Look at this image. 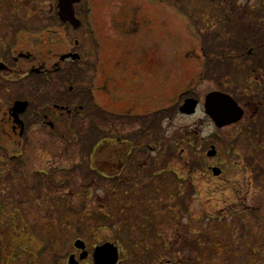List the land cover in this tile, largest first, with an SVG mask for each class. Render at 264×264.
Here are the masks:
<instances>
[{
    "label": "rangeland",
    "instance_id": "obj_1",
    "mask_svg": "<svg viewBox=\"0 0 264 264\" xmlns=\"http://www.w3.org/2000/svg\"><path fill=\"white\" fill-rule=\"evenodd\" d=\"M8 1L0 0V31L12 40L7 48L10 57L2 61L11 60L14 64L13 57L21 54L40 59L50 55L55 61V54L49 48L43 51L39 45L40 31L46 29L47 22L31 24L29 34L17 33L15 26L14 31L6 29L10 13L16 15L9 10ZM16 2L15 6L22 4ZM231 2L235 3L233 0L82 1L77 7L82 14V28L66 32L68 39L60 40L56 51L57 57L69 52L82 57L73 66L75 75L63 78L64 96L71 86L78 88L79 94L85 93L80 102L85 111L70 124L74 133L64 121L62 138L58 140L46 137V133L20 138L19 134L14 135L9 120L12 104L6 103L8 107L0 104V250L7 263L20 241L22 256L17 264H40V261L68 264L73 254L78 259L81 252L76 251L71 237H66L64 244L52 240L47 245L49 249L44 247L49 241L46 225L57 223L83 237L90 257L81 264H93L92 254L97 246L118 245L115 238L126 240L127 233L120 235L118 229L128 212L120 211L131 203L132 219L146 214L145 209L151 211L148 216L156 212L163 218L159 230L166 244L159 243L158 236L149 241V257L153 256L150 264H247L242 257L231 263L223 259L213 261L211 253L218 235L223 247L232 235L239 243L242 236L245 242L250 236L264 238V130L261 128L257 133L248 129L250 113L239 125L218 129L203 107L205 97L217 91L227 92L238 103L248 102L252 97L253 92L246 85H253L256 76L245 73L237 76L234 69L256 67L258 56H247L254 44L236 42L233 26L238 16L250 20L248 16L254 12L253 7L258 9L260 0L240 1L241 6L235 12L228 5ZM213 3L218 4L219 12L212 10ZM28 5L29 20L37 19L42 12L45 16L41 19L49 20L58 0H29ZM243 48L244 59L238 60ZM97 68L100 74L106 68L110 94L107 98L108 95L95 90L91 102L86 96L87 87L94 83L99 86V76L91 75L97 73ZM5 77L0 80L7 86L0 85L1 101L23 99L24 93L29 94L27 90L14 92L21 81L13 83V77ZM35 81L40 83L38 78ZM91 81L95 82L91 85ZM4 92L5 97L1 95ZM188 98L199 100L200 106L194 115L183 116L179 109ZM100 110L109 115L102 125L104 136L113 143L100 145L94 156L89 157L90 139L94 136L89 134L90 139H86L87 135L79 136L78 132H88L91 119L97 120ZM37 129L38 126L33 132ZM118 140L121 142L117 143ZM95 142L93 139L92 145ZM131 143L137 148L129 155ZM212 146L219 155L208 159ZM121 160L127 163L123 170ZM214 166L223 170L221 177L213 176ZM99 171L111 177L101 178ZM161 171L170 176L166 182L154 177ZM114 175L122 177L125 184L116 186ZM10 194L19 199H5ZM63 202H67L66 207ZM16 208L21 216L15 212ZM99 213L111 215L117 223L115 228L100 221ZM78 215L89 218L81 222ZM68 217L71 218L66 220ZM220 222L232 226L227 231L224 227L217 229ZM132 224L136 221H131ZM79 226L85 230L83 236L79 234ZM134 229L130 231V241L137 238L135 234L142 235L139 228ZM126 245H130L129 240ZM42 248L40 254L36 252ZM131 258L129 251L122 253V264H128Z\"/></svg>",
    "mask_w": 264,
    "mask_h": 264
},
{
    "label": "flooded vegetation",
    "instance_id": "obj_2",
    "mask_svg": "<svg viewBox=\"0 0 264 264\" xmlns=\"http://www.w3.org/2000/svg\"><path fill=\"white\" fill-rule=\"evenodd\" d=\"M18 1L22 2V4L15 6L17 5L16 0L8 1L9 10L11 12L15 11L16 15L13 17L12 13H10L9 19L5 21L6 29L8 30V28H12V31H14L13 27L15 26L17 33L28 32L29 34L31 24L41 25L42 23L47 22L45 28H49V30L45 29L44 31H40L42 34V42L39 45H41L43 51L49 48L51 53L55 54V61H53V58L50 59V55H45V57H41L40 59L39 56L21 54L17 57H13L14 64H11V60H7V65L2 60L7 56L10 57V55L7 54V48L10 46L12 40L9 41L10 38H8L6 33L0 31V80H4V76H6L5 78L11 76L14 79L13 83H18V81H21L20 88H17L14 84V87H16V89L13 90L14 92L17 91L18 93H21V91L24 90L29 92V94L24 93L25 98L23 99L17 98L13 100H0V104L6 107H8L6 103L12 104L8 113L10 115L9 120L15 136L19 134L20 138H27V136L33 138V136L39 133H46V137L58 140L62 138L61 127L63 122L67 121L71 132L74 133V129L70 124H73L74 121L81 116V113L85 111L83 104L80 103L81 98H83L82 95L85 93L82 92L79 94V89L77 88L75 90L74 86H71L67 95L64 96L65 91L63 89V78H65L68 74L75 75L74 67L76 64H79L82 61V57L81 60L74 61L73 55L77 53L72 54V52H69L66 55H60L59 57H57L58 55L56 54L57 49L60 47L59 41L61 40L62 42L63 39H68L66 38V32H74V27L67 22H62L58 15V8L55 10L53 7L51 9V14H49V20L41 19L43 16H45L43 12L37 16V19L29 20V0ZM59 1L60 0H58V3ZM233 1H235V3L231 2V4L228 5L231 7V10L235 12V9L241 6L238 2L243 0ZM259 4L260 5L258 6V9L254 7L252 8V11L254 12L248 16L250 20H244L245 16L243 15L238 16V20L234 22L233 26V33L236 35V42L242 43L244 40L249 44H254V47L250 49L247 56L251 58L258 56V59L255 61H258L255 63L256 67L249 69L244 66L238 68L235 67L234 69V73H236L237 76L240 73H245L246 75L250 74L251 76H256V78L253 81V85H246L249 88V91L253 92L252 97L248 102L238 103L243 109L244 116L240 122L233 126L239 125L244 120L246 114L250 113L251 119L248 129L257 133L261 132V128L264 130V0H260ZM78 6L75 7V14L78 19H81L80 16L82 14L80 11H78ZM210 6L214 7L212 9L213 11H220L217 7L218 4L213 3ZM85 14L87 13L85 12ZM132 24L130 25V29H127L128 32H131L133 27ZM135 33H137V31ZM8 41L10 42L9 44ZM75 47H79V43L77 41L75 43ZM244 50L245 49L243 48L241 55H238V60L244 59ZM17 66H21L18 71H16ZM91 75L94 78L99 76L98 79L101 81L98 87L95 85V81H91L90 84H94L93 86L88 87L89 89L86 96L89 97V100L92 102L95 90L98 93L105 94L106 96L110 94V81L106 77L108 75L106 68L101 74L97 68V73L94 72ZM77 76L78 74H76V77ZM35 78L40 79L39 84L37 81L33 82ZM0 85L2 87H7L1 83ZM13 91L6 89V92L8 93H13ZM31 91H33L35 94H31ZM5 94L6 93L4 92L1 95L5 97ZM107 98H109V95ZM18 102L28 103V106L21 115H18L21 123L15 124L14 121L16 119L12 109ZM92 109L95 112L94 108ZM97 111L99 113V110ZM108 118L109 115H106L104 110H100V117L97 120L92 119V121L96 123L95 128L97 130V135H100L101 133L103 136L105 134V126H103L102 123L106 124ZM36 126H38V129L33 132V129ZM5 199H9V201H11L19 198L10 196L6 197ZM16 203L18 202L16 201ZM2 208L4 209V206H2ZM14 210H16V213L21 214L17 208Z\"/></svg>",
    "mask_w": 264,
    "mask_h": 264
},
{
    "label": "trees",
    "instance_id": "obj_3",
    "mask_svg": "<svg viewBox=\"0 0 264 264\" xmlns=\"http://www.w3.org/2000/svg\"><path fill=\"white\" fill-rule=\"evenodd\" d=\"M79 136L82 134V132H78ZM87 135V133L85 134ZM78 136V135H77ZM82 137V136H81ZM100 137L102 138V134L100 135ZM77 138V137H76ZM87 139V138H86ZM110 142L113 143V140L111 139H101L96 142L91 146V153L89 154V157L94 156L95 152L97 151L98 147L102 144H106V142ZM93 140H90V143ZM121 141L118 140L117 143H120ZM137 145H135L134 143H131L129 145V152L128 154H130L132 151L136 150ZM121 162L123 163V166L121 167V170L125 169L127 163L124 162V160H121ZM129 170V168H127ZM118 171V170H116ZM170 173V172H168ZM98 174H100L99 176L101 178H103V175L101 174V172L99 171ZM45 177L47 176L46 174L44 175ZM158 176L160 181L162 182H166L168 179H170V176H168V174L165 173H159L154 175V177ZM114 177L116 178L115 185L116 186H123L125 183H123L122 177H119V175H114ZM176 179V178H175ZM51 182V180H48ZM59 204V203H58ZM67 202H63V207H66ZM54 207V205H53ZM134 206H131V203L126 204V206H124L122 208V210L120 211L121 214H125L126 212H128L127 215L124 216L123 219L120 220L121 222V228L119 227L118 231L119 234L122 235L121 233L126 232L127 234V238L126 240H124V238H115V243H117L118 245H120L123 249V253L125 255V253L127 251L130 252L132 258L130 260V262L128 264H150L152 262V258L153 256L149 257V253L150 250L148 249V245H149V241L155 236H158L159 239V243H161L162 245L166 244V240L162 237L163 235L161 234L160 230H159V225L161 223V219L162 215H160L159 213L153 212L151 215H147L149 213H151L150 210L145 209L144 212L146 214H141L138 216V218H134L132 219L131 214H129V212L132 210ZM72 209V208H71ZM74 214V212H73ZM70 216V215H69ZM68 217L66 220H69ZM89 218V215H84L83 217H79L78 215V219H80L81 222H83L85 219ZM99 219L100 221L108 224L112 229L115 228V225L117 223H115V221H113V218L111 217V215L109 214H105V213H99ZM171 219V215L169 217H167V221L170 222L169 220ZM135 220L136 224H132L131 225V221ZM112 221V222H111ZM80 222V223H81ZM62 225L59 226V224L57 223H53V224H48L45 227V230L48 233V237H49V241L46 242V245H44V247H47L49 249V244L52 240L56 241L55 244H64V239L66 237H71L74 240L77 239H81L83 237H79L76 236V234L74 233V230L68 231L66 230ZM230 225H226L223 224L222 222H220L219 224H216V228L218 229V227H224L227 229L230 228ZM75 227V226H74ZM139 228V232L142 235H138L135 234L137 238H135V240L132 239V241H130V236L132 234V232H130L131 230H135L134 228ZM78 229H80V236H83L85 234V230L82 227H77ZM219 229V230H220ZM121 232V233H120ZM219 234V231L216 233ZM199 235L204 236L203 233H199ZM243 239H245V236H242L240 238V243L237 241L236 238H234V236H229L228 238V243L223 247V245L221 244V236H216L215 241H214V248L211 251L212 256H214L212 258L213 261L215 260H219V259H223V261L225 263H231L233 261L236 260H240V257H242L243 259L247 260V264H264V238L260 235L257 236H250L248 241H243ZM129 240L130 245L125 247V241ZM35 242V240H32ZM20 244L17 246L15 252H14V256L11 258L10 261H8V263L2 258L1 255V250H0V264H17L18 260L21 259V245H22V241L19 242ZM28 245V244H27ZM48 245V246H47ZM238 245H242V247L240 248ZM143 247L144 249L141 250L140 247ZM43 247V248H44ZM128 247V248H127ZM42 249H39V251H42ZM242 252V255H240V253ZM21 254V255H20ZM36 254V253H34ZM40 254V253H39ZM238 254L240 256H238ZM39 256V255H38ZM134 256V258H133ZM151 258V259H149ZM31 264V263H29ZM40 264H42V262L40 261ZM122 264V262H121ZM237 264H244V263H237Z\"/></svg>",
    "mask_w": 264,
    "mask_h": 264
},
{
    "label": "water",
    "instance_id": "obj_4",
    "mask_svg": "<svg viewBox=\"0 0 264 264\" xmlns=\"http://www.w3.org/2000/svg\"><path fill=\"white\" fill-rule=\"evenodd\" d=\"M81 0H61L60 2V17L63 21H69L75 28L80 26V22L75 18L73 12V4L79 3ZM74 56V59H77ZM198 107V101L195 99H188L181 107L180 112L182 114L191 116L196 113ZM26 104H17L15 106V114L24 112ZM206 114L213 120L214 124L219 128H224L238 123L244 116L243 110L239 107L237 102L230 96L220 92H214L209 94L205 100ZM16 122H20L17 120ZM217 156L215 147H212L208 153L209 158ZM214 176L218 177L222 173L220 169H213ZM75 248L81 251L79 261L83 262L88 259L89 253L86 250V244L78 240L75 242ZM94 264H119L120 262V250L112 243H105L96 247L92 255ZM75 255L70 256L69 264H79Z\"/></svg>",
    "mask_w": 264,
    "mask_h": 264
}]
</instances>
